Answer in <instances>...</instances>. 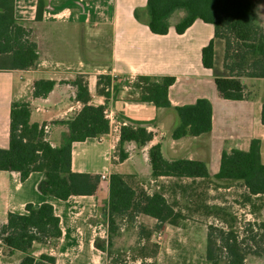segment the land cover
Instances as JSON below:
<instances>
[{
	"label": "crops",
	"instance_id": "crops-1",
	"mask_svg": "<svg viewBox=\"0 0 264 264\" xmlns=\"http://www.w3.org/2000/svg\"><path fill=\"white\" fill-rule=\"evenodd\" d=\"M39 1L44 2L40 20H36ZM147 0H14L16 21L31 33L38 49V65L27 71L0 72V149L9 147L10 110L13 103H28L30 124L45 126L49 137L58 138L62 130L55 122L80 112L75 89L68 82L81 76L89 93L88 105L104 107L112 118L107 134L71 145V171L89 175L120 174L141 179L149 192L158 185H168L169 178L152 179L148 151L160 145L166 160L185 159L206 164L209 175L218 173L223 151L246 152L253 140L260 143L264 164V125L261 123L264 102V78H241L245 99H222L215 87L216 78L228 77L223 67V46L214 40V28L195 21L179 35L174 26L184 16L177 11L170 19L166 35H154L148 29ZM253 20L264 28V0H253ZM256 16V17H255ZM213 41L211 69L202 65L201 51ZM108 77L109 86L98 84ZM138 77H173L168 89L171 108H156L143 102ZM55 82L45 98L32 96L37 80ZM104 90L107 97L98 93ZM206 99L212 107L211 130L198 137L171 139L178 125L174 108ZM121 122L144 124L152 134L146 147L125 145L128 158L116 162L114 156ZM52 147L57 143L50 142ZM130 165V166H129ZM42 173L32 172L24 181L16 172L0 171V224L9 213L24 215L25 206L50 204L60 220L62 236L54 247L55 264H107L106 254L94 248L96 239L106 240L107 227L102 207L108 200V180L101 182L94 196L70 197L66 201L38 192ZM147 187V186H146ZM218 188V191L226 190ZM214 190V191H217ZM138 225H155L147 216L137 218ZM148 228V227H147ZM42 246V247H41ZM33 256L48 254L45 245L34 244ZM19 254L18 263L23 257ZM86 259V263L85 262Z\"/></svg>",
	"mask_w": 264,
	"mask_h": 264
},
{
	"label": "trees",
	"instance_id": "trees-1",
	"mask_svg": "<svg viewBox=\"0 0 264 264\" xmlns=\"http://www.w3.org/2000/svg\"><path fill=\"white\" fill-rule=\"evenodd\" d=\"M253 0H147L146 14L148 29L154 35H166L170 28L169 19L177 11L184 16L174 26L177 34H183L195 21L210 24L214 28V40L224 42L223 67L228 77L214 80L219 96L225 100L245 99V86L241 78H264V28L255 24L252 17ZM44 2L39 1L36 20H40ZM214 45L210 41L201 51L202 65L213 66ZM38 49L28 29L22 27L14 17V0H0V72L27 71L38 65ZM238 62L236 68L231 61ZM141 100L150 102L156 108L170 109L168 89L173 77H138ZM68 84L75 89V100L83 107L80 112L67 119L55 122L62 130L58 138L47 140L45 126L30 124L28 103H13L10 110L9 147L0 149V171L16 172L24 181L32 172L42 173L38 192L66 201L70 197L94 196L101 183L100 176L73 173L71 171V145L107 134L110 122L105 118L104 107L88 105L89 93L81 76ZM98 86H109L105 76L98 78ZM55 82L37 80L33 83L32 96L45 98L54 88ZM98 93L107 97L104 90ZM178 125L171 132L172 140L184 137H198L211 130L212 107L208 100L198 99L193 104L174 108ZM261 123L264 125V102H262ZM152 134L144 124L130 122L122 126L114 156L116 162L128 158L125 145L133 143L139 148L146 147ZM57 143L52 147L50 142ZM260 143L253 140L246 152L223 151L219 170L211 177L205 163L176 159L166 160L160 145L148 151V163L152 179L169 178L168 185H158L152 192L134 186L133 176L111 174L108 179V200L102 207V216L107 227L106 240L96 239L94 248L106 254L109 264H120L110 259L113 238L119 236L123 227L132 225L139 230V239L146 229L138 225L139 216L156 221L157 228L164 224L178 226L192 214L213 216L226 226H207L205 260L208 264H246L247 257L264 259V221L248 222L239 233L223 208L207 205L203 196L209 190L227 189L236 184L243 192L244 203L252 209L257 202L264 201V164L259 154ZM205 188V189H204ZM204 189V190H203ZM187 200L184 215L178 210L177 200ZM168 193L169 195H167ZM24 215L9 213L6 223L0 224V250L8 255L23 254L19 264H55V258L41 254L37 259L31 253L34 244L56 247L62 231L60 220L50 204L39 207L25 206ZM235 221V218H231ZM144 238V237H143ZM2 250V251H3ZM6 254V255H7ZM7 255V256H8ZM1 264V263H0ZM139 264H146L141 259Z\"/></svg>",
	"mask_w": 264,
	"mask_h": 264
},
{
	"label": "rangeland",
	"instance_id": "rangeland-1",
	"mask_svg": "<svg viewBox=\"0 0 264 264\" xmlns=\"http://www.w3.org/2000/svg\"><path fill=\"white\" fill-rule=\"evenodd\" d=\"M216 42H219L224 48L222 40H216ZM231 64L236 68L238 62L233 60ZM133 183L134 186L145 190L148 188V185L141 179L133 180ZM242 192L240 187L232 184L228 191L209 190L206 196H203L207 205L218 206L225 210L228 215L226 220L239 233L248 222L264 221V201L257 202L256 208L252 209L244 203L241 197ZM175 193L176 196H169L168 199L170 202L177 200L179 202L177 209L186 215L184 206L187 205V200L179 197L177 190ZM231 218H235V221H232ZM140 224L143 225V223ZM209 225L226 226L213 216L205 217L192 214L188 220L182 221L178 226L164 224L157 228L155 225H151L152 227L145 225L146 227L143 226L146 229L145 234L139 239V230L126 224L119 236L113 238L110 259L117 258L120 260V264H139L141 259H144L146 264H208L205 260V249L207 226ZM45 249L49 250L48 255L52 256L54 250L52 242L46 244ZM2 250H0L1 264H19V254L10 256ZM31 253H34L33 249ZM247 258L246 264H264V259L251 256ZM109 263L110 260H107V264Z\"/></svg>",
	"mask_w": 264,
	"mask_h": 264
},
{
	"label": "built area",
	"instance_id": "built-area-1",
	"mask_svg": "<svg viewBox=\"0 0 264 264\" xmlns=\"http://www.w3.org/2000/svg\"><path fill=\"white\" fill-rule=\"evenodd\" d=\"M104 114H105V118L110 122V121H112V118L110 117V115H108V114H106L105 112H104ZM127 123L126 122H121L120 123V126L122 127V126H124V125H126ZM44 131L45 132H47V128L46 127H44ZM114 131L115 132H119L120 130H118V127H117V125L114 127ZM109 178H108V176H106V175H101L100 176V180H101V182H105V181H107Z\"/></svg>",
	"mask_w": 264,
	"mask_h": 264
}]
</instances>
